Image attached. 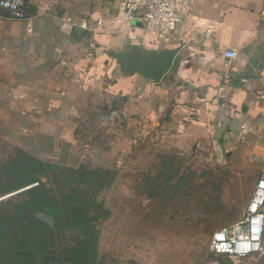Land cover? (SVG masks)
<instances>
[{
  "label": "crops",
  "instance_id": "obj_1",
  "mask_svg": "<svg viewBox=\"0 0 264 264\" xmlns=\"http://www.w3.org/2000/svg\"><path fill=\"white\" fill-rule=\"evenodd\" d=\"M24 1L25 22L0 8L1 143L44 163L121 171L175 151L251 166L255 186L264 174V0H195L167 43L124 20L114 0ZM173 49L157 83L132 65ZM253 260L264 264V235Z\"/></svg>",
  "mask_w": 264,
  "mask_h": 264
},
{
  "label": "rangeland",
  "instance_id": "obj_2",
  "mask_svg": "<svg viewBox=\"0 0 264 264\" xmlns=\"http://www.w3.org/2000/svg\"><path fill=\"white\" fill-rule=\"evenodd\" d=\"M19 152L24 151L0 142V183L2 166ZM116 153L112 150L110 156L115 159ZM45 164L53 167L40 181L54 196L80 198L76 205L81 210L88 202V216L94 219L88 237L97 240L99 250L95 264H234L212 255L209 245L217 229L242 217L257 177L251 166L223 169L175 151L157 153L143 171L132 165L121 171L101 163L76 168L57 161ZM63 233L59 239L73 245L75 234ZM257 256L240 264L256 263Z\"/></svg>",
  "mask_w": 264,
  "mask_h": 264
},
{
  "label": "trees",
  "instance_id": "obj_3",
  "mask_svg": "<svg viewBox=\"0 0 264 264\" xmlns=\"http://www.w3.org/2000/svg\"><path fill=\"white\" fill-rule=\"evenodd\" d=\"M52 167L24 152L2 166L0 198L9 196L0 200V264H95L98 260L97 240L88 237L93 229L89 222L94 220L88 216V202L81 210L76 205L80 198L54 196L40 181ZM63 232L75 234L73 245L59 239Z\"/></svg>",
  "mask_w": 264,
  "mask_h": 264
},
{
  "label": "built area",
  "instance_id": "obj_4",
  "mask_svg": "<svg viewBox=\"0 0 264 264\" xmlns=\"http://www.w3.org/2000/svg\"><path fill=\"white\" fill-rule=\"evenodd\" d=\"M195 0H114L120 16L136 22L142 29L152 33L157 40L167 43L184 24L185 9ZM0 8L16 21L28 20L24 0H0ZM225 58L235 59L232 51ZM264 235V174L254 186L242 217L233 224L216 230L211 237L209 252L224 256L232 262H242L262 252Z\"/></svg>",
  "mask_w": 264,
  "mask_h": 264
},
{
  "label": "water",
  "instance_id": "obj_5",
  "mask_svg": "<svg viewBox=\"0 0 264 264\" xmlns=\"http://www.w3.org/2000/svg\"><path fill=\"white\" fill-rule=\"evenodd\" d=\"M177 52L178 49L168 50L160 54L141 58L139 61L134 60L132 65L142 75L149 78L152 82L157 83L170 69L172 60Z\"/></svg>",
  "mask_w": 264,
  "mask_h": 264
}]
</instances>
